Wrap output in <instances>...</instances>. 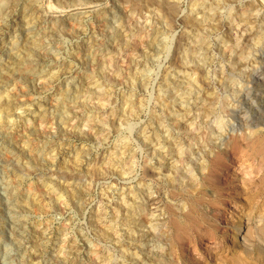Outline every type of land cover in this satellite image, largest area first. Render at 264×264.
I'll list each match as a JSON object with an SVG mask.
<instances>
[{"label":"rangeland","instance_id":"374dc122","mask_svg":"<svg viewBox=\"0 0 264 264\" xmlns=\"http://www.w3.org/2000/svg\"><path fill=\"white\" fill-rule=\"evenodd\" d=\"M137 1L22 0L4 20L0 99L17 103L0 101V264H264V0ZM216 152L221 182L203 183ZM194 198L217 201L182 245L175 220Z\"/></svg>","mask_w":264,"mask_h":264},{"label":"bare ground","instance_id":"6f19581e","mask_svg":"<svg viewBox=\"0 0 264 264\" xmlns=\"http://www.w3.org/2000/svg\"><path fill=\"white\" fill-rule=\"evenodd\" d=\"M21 1L22 0H12V3L11 4H9L10 6H7V8H5L4 7V5L6 4V1H4L3 3H0V8H2V10L3 9H5L4 11H2V16H0V29L2 28V25H4L5 23H7L6 21L4 22V20L6 19V18H8L9 16H10V14H11V12H13V8L14 7H17V5L19 4V2L21 3ZM129 1H131V3H132V5H135L134 6V8H138L137 7V5L139 4V2L137 1V0H129ZM205 1V0H204ZM226 1V0H225ZM143 2V1H142ZM151 4H155V6L157 7V9L158 10H161L162 12L164 11V12H166V13H174L176 10H177V8H178V2L177 1H167V0H151V1H149ZM193 2V1H192ZM203 2V0H194V2L192 3V5H191V9H193V8H196V7H199L198 5H200L201 3ZM214 2V1H213ZM65 3V2H64ZM222 3V2H221ZM226 3V2H225ZM256 3V2H255ZM28 4V3H27ZM141 4V3H140ZM150 4V5H151ZM211 4V3H210ZM224 4V3H223ZM258 4V3H257ZM149 5V4H148ZM206 5V4H205ZM251 5H254V4H251ZM26 6V5H25ZM63 6V5H62ZM141 5H139V7H140ZM208 6V5H207ZM217 6V5H216ZM24 7V6H23ZM151 7V6H150ZM57 8V7H56ZM132 8V7H131ZM209 8V7H208ZM133 9V8H132ZM202 9V8H201ZM205 9V8H204ZM26 10V9H25ZM34 10V9H33ZM219 10V9H218ZM204 11V10H203ZM216 12V11H215ZM251 12V11H250ZM222 14V13H221ZM235 14V13H234ZM209 15V14H208ZM12 16V15H11ZM31 16V15H30ZM37 16V15H36ZM207 16V15H206ZM239 16V15H238ZM245 16V15H244ZM250 16H251V14H250ZM27 17V16H26ZM33 18V17H32ZM207 18H208V23L210 24V25H213V26H215V25H217L218 24V22H219V19H220V16H219V14H217V13H212V14H210L209 16H207ZM245 18V17H244ZM34 19V18H33ZM248 19V18H247ZM245 20V19H244ZM250 20H254V19H249L248 21H249V23H251L250 22ZM38 21H40V19L38 20ZM187 21L190 23V24H193V25H196V26H201V21L200 20H197V19H195V18H193L192 17V15L191 14H189L188 15V17H187ZM35 22H36V20H35ZM247 22V21H246ZM27 23H29L30 25H31V23H30V20H29V22L27 21ZM249 23H248V25H249ZM35 24H37V23H35ZM142 25V24H141ZM5 26V25H4ZM7 27V26H6ZM30 27V26H29ZM32 28H33V26H31ZM30 27V28H31ZM10 28V27H9ZM152 28V27H151ZM254 28V27H253ZM54 30H55V28H53ZM26 30V33H27V30H30L28 27H27V29H25ZM45 30V29H44ZM52 30V29H51ZM54 30H52V31H48V32H46V33H44V36L43 35H41V36H43L44 38H48V37H54L55 36V34H54ZM31 31V30H30ZM29 32V31H28ZM37 32H38V30H37ZM31 33V32H30ZM113 33V32H112ZM158 33H159V31H158ZM157 33V34H158ZM253 33V32H252ZM263 33V32H262ZM14 34V33H13ZM25 35V34H24ZM203 35H205V34H203ZM38 36V35H37ZM36 36V37H37ZM56 37V36H55ZM154 37V36H153ZM21 38V37H20ZM113 38V37H112ZM128 39V38H127ZM132 39V38H131ZM232 39V38H231ZM37 40H39V38L37 39ZM234 40V39H233ZM238 40V39H237ZM17 41V40H16ZM20 41V40H19ZM205 40L204 39H200V41H199V43H200V45H201V43L203 44V42H204ZM240 41V40H239ZM33 42V41H32ZM51 42H53V41H50V42H48V43H51ZM102 42V41H101ZM150 42V41H149ZM197 42V41H196ZM236 42V41H235ZM253 42V41H252ZM125 43V42H124ZM261 43V42H260ZM12 44V43H11ZM30 44V43H29ZM33 44H35V43H33ZM43 44V43H42ZM17 45V44H16ZM37 45H41V42H38L37 44H35L34 45V47L35 46H37ZM99 45V44H98ZM119 45V44H118ZM244 45V44H243ZM259 45V44H258ZM42 46V45H41ZM103 46V45H102ZM125 46V45H124ZM128 46V45H127ZM205 46H206V44H205ZM132 47V46H131ZM203 47V46H202ZM17 48V47H16ZM26 48V47H25ZM40 48V47H39ZM42 48V47H41ZM226 48V47H225ZM258 48V47H257ZM19 49V48H18ZM32 49V48H31ZM87 49V48H86ZM234 49V48H233ZM237 49V48H236ZM254 49V48H253ZM12 50V49H11ZM34 50V49H33ZM41 50V49H40ZM90 50V49H89ZM187 50V49H186ZM190 50H191V48H190ZM239 50V49H238ZM196 51H197V48H194V49H192V53H196ZM199 51V50H198ZM205 51V50H204ZM230 54V53H229ZM38 56V55H37ZM37 56H33V59L31 60V64H34V66H36V65H39V67H41V65H43L44 63H45V60H43L44 58H42L41 57V55H39L40 57H37ZM111 56V55H110ZM201 56V55H200ZM199 56V57H200ZM145 57V56H144ZM244 57V56H243ZM31 58V57H30ZM111 58H115V57H112L111 56ZM187 58V57H186ZM236 58V57H235ZM245 58V57H244ZM29 60V59H28ZM30 60H29V62H30ZM105 60H106V58H105ZM112 61L113 59H110V57H109V61ZM184 60V59H183ZM100 61V60H99ZM108 61V62H109ZM110 61V62H111ZM144 61V60H143ZM146 61H147V59H146ZM180 61V60H179ZM28 62V61H27ZM28 62V63H29ZM102 62V61H101ZM107 62V61H106ZM242 62V61H241ZM103 63H105V62H103ZM30 64V63H29ZM97 64V63H96ZM101 64V63H100ZM21 65V64H20ZM23 66V65H22ZM142 66V65H141ZM19 67V66H18ZM33 67V66H32ZM110 67V66H109ZM236 67V66H235ZM144 68V67H143ZM29 70V69H28ZM46 70V69H45ZM115 71V70H114ZM142 71H143V69H142ZM49 72V71H48ZM52 72V71H51ZM57 72V71H56ZM116 72V71H115ZM231 72V71H230ZM60 73V72H59ZM112 74V73H111ZM9 75V74H8ZM48 75V74H47ZM88 75V74H87ZM113 75V74H112ZM114 75H115V73H114ZM140 75V74H139ZM1 76V75H0ZM21 76V75H20ZM25 76V75H24ZM51 76V75H50ZM49 76V77H50ZM89 76V75H88ZM94 76V75H93ZM7 77V76H6ZM23 78V77H22ZM25 78H26V76H25ZM133 78H135V77H133ZM10 79V78H9ZM21 79V78H20ZM86 79V78H85ZM198 79H200V78H198ZM15 80V79H14ZM48 80V79H47ZM92 80V79H91ZM191 80V79H190ZM194 80V79H193ZM90 81V80H89ZM93 81V80H92ZM145 80L143 79V82H144ZM199 81V80H198ZM95 81H93V83H94ZM187 82H189V81H187ZM196 83L197 84V81H195V82H189V84H188V86L189 87H193L194 86V84ZM15 85V84H14ZM100 85V84H99ZM107 85V84H106ZM198 85V84H197ZM105 87V86H104ZM15 88V87H14ZM9 89L10 88H8V91H9ZM62 89V88H61ZM71 89V88H70ZM178 89V88H177ZM179 89H181V88H179ZM5 90H7V89H5ZM12 90V89H11ZM188 90V89H187ZM186 90V91H187ZM191 90H192V88H191ZM88 91V90H87ZM185 91V92H186ZM190 91V90H189ZM84 92V91H83ZM169 92V91H168ZM182 92H184V91H182ZM5 93V92H4ZM6 94H8L7 95V98L6 97H4V98H1L2 99V101H1V99H0V101L2 102V106L4 107V108H11L14 104H16L17 103V100H15V98H13L12 96L14 95L13 93L11 94L10 92L9 93H6ZM60 94V93H59ZM64 94H65V92H64ZM63 94V95H64ZM75 94V93H74ZM168 94V93H167ZM191 94V93H190ZM189 94V95H190ZM84 95V94H83ZM103 95H108V94H106V93H104ZM184 95H186V94H184ZM188 95V96H189ZM6 96V95H5ZM74 96V95H73ZM172 96V95H171ZM59 97V96H58ZM107 97V96H106ZM176 97V96H175ZM108 99V98H107ZM130 99V98H129ZM128 99V102L127 103H129L128 105H130L129 106V109L127 110V111H130L131 113L134 111H136V110H139L137 107L138 106H136V104L134 105V103H133V105H131L132 104V102H134L132 99L131 100H129ZM205 99V98H204ZM213 99V98H212ZM166 100V99H165ZM189 100V99H188ZM197 100V99H196ZM216 100V99H215ZM140 101V100H139ZM207 101V100H206ZM206 101H203V103H202V108H200V109H202V110H204V107H205V112L207 111V113L206 114H208V113H212L213 111H214V109L212 108V106H213V104H215V102L213 103V101H208V102H206ZM206 102V103H205ZM218 102H220V101H218ZM165 103V102H164ZM230 103V102H229ZM126 104V103H125ZM166 104V103H165ZM164 104V105H165ZM217 104V103H216ZM138 105V104H137ZM207 105V106H206ZM231 105V104H230ZM136 106V107H135ZM222 106V105H221ZM87 107V106H86ZM199 107V106H198ZM201 107V106H200ZM12 109V108H11ZM70 109H72V108H70ZM92 109V108H91ZM166 109V108H165ZM181 110V109H180ZM13 111V110H12ZM89 112L91 113L92 112V110H89ZM67 113V112H66ZM65 113V114H66ZM180 113V112H179ZM18 114V113H17ZM64 114V113H63ZM62 114V115H63ZM68 114V113H67ZM118 114V113H117ZM135 114H137V113H135ZM214 114V113H213ZM114 115V114H113ZM119 115V114H118ZM124 115V114H123ZM204 115H205V113H204ZM12 116V115H11ZM18 116V115H17ZM23 116V115H22ZM41 116H42V114H41ZM40 116V117H41ZM66 116L67 115H65L64 117H62L61 119L62 120H65L66 119ZM85 116V115H84ZM19 117H20V115H19ZM44 117V116H43ZM42 117V118H43ZM17 118V117H16ZM15 118V119H16ZM9 119V118H8ZM14 119V120H15ZM212 119V118H211ZM217 119V118H216ZM42 120V119H41ZM10 122V121H9ZM57 122V121H56ZM218 122V121H217ZM180 124H181V122H179ZM186 124V123H185ZM218 124V123H217ZM176 125V124H175ZM160 126V125H159ZM177 126V125H176ZM220 126V125H219ZM162 127V126H161ZM165 127V126H164ZM183 127V126H182ZM213 127V126H212ZM15 128V127H14ZM34 128V127H33ZM190 128V127H189ZM193 128V127H192ZM219 128V127H218ZM16 129V128H15ZM35 129H36V127H35ZM194 129V128H193ZM210 129H212V128H210ZM37 130V129H36ZM163 130V129H162ZM40 131V130H39ZM149 131V130H148ZM164 131V130H163ZM192 131V130H191ZM34 132H35V130H34ZM171 132V131H170ZM7 133H9V132H7ZM29 134V133H28ZM145 134H147V135H153V134H151V133H145ZM198 134V133H197ZM251 134H253V133H251ZM251 134H249V135H251ZM9 135V134H8ZM147 135H146V137H147ZM158 135V134H157ZM169 135V134H168ZM156 136V135H155ZM195 136V135H194ZM4 137V136H3ZM158 137V136H157ZM174 137V136H173ZM196 137V136H195ZM220 137V136H219ZM254 137V136H253ZM144 138V137H143ZM153 138V137H152ZM175 138H176V136H175ZM151 139V138H150ZM174 139V138H173ZM261 139V138H260ZM160 140H161V138H160ZM159 140V141H160ZM166 140V139H165ZM175 140V139H174ZM182 140V139H181ZM262 140V139H261ZM261 140H259V141H261ZM163 141V140H162ZM168 141V140H167ZM248 141L249 140H247V143H248ZM174 142H176V141H174ZM244 142V141H243ZM161 143V142H160ZM172 143H173V141H172ZM217 143V142H216ZM245 143V142H244ZM258 143V142H257ZM148 144V143H147ZM146 144V145H147ZM159 144V143H158ZM181 144H182V142H181ZM187 144V143H186ZM223 144V143H222ZM241 144V143H240ZM149 145V144H148ZM170 146V144H167V146ZM156 146V145H155ZM159 146V145H158ZM163 146V145H162ZM166 146V145H165ZM166 146V147H167ZM168 146V147H169ZM174 146H175V144H174ZM179 146V145H178ZM182 146V145H181ZM186 146V145H185ZM218 146V145H217ZM222 146V145H221ZM44 147V146H43ZM123 147V146H122ZM128 147V146H127ZM151 147V146H150ZM154 147V146H153ZM168 147H167V149H168ZM176 147V146H175ZM215 147V146H214ZM242 147H243V145H242ZM238 148H240V145H239V142L238 141H236V140H234L232 143H231V146H230V149H229V147H228V144H227V142H225V145L224 146H222V149H224V150H229V151H234V150H238ZM159 149H160V147L158 148V151H159ZM183 149H184V147H183ZM186 149V148H185ZM185 149H184V151H185ZM188 149V148H187ZM258 149V148H257ZM2 150V149H1ZM37 150V149H36ZM161 150V149H160ZM171 150H173V149H171ZM170 150V151H171ZM175 150V149H174ZM189 150V149H188ZM122 151V150H121ZM125 151V150H124ZM191 151V150H190ZM193 151H195V150H193ZM220 151V150H219ZM223 151V150H222ZM1 152V151H0ZM128 152V151H127ZM154 152H156V151H154ZM167 152H168V150H167ZM166 152V153H167ZM174 152H176V151H174ZM173 152V153H174ZM177 152L178 153H182L183 154V150H181V147L177 150ZM185 152H187V150L185 151ZM122 153H124V152H122ZM162 153H164V152H162ZM219 153V152H218ZM218 153L216 152L215 153V155L212 157V159L210 158H208V159H204V160H202L201 161V164H200V168L199 169H201L202 171H200V172H202L203 174L201 175L202 177H201V181L204 183V181L206 182V183H214V185L216 184V183H220L219 181H218V177L220 176V172H221V170H220V167H219V161H220V157H219V155H218ZM126 154V153H125ZM190 154V153H189ZM200 154V153H199ZM214 154V153H213ZM222 154V153H221ZM159 155H160V157H162L161 155V152L159 153ZM164 155H166L165 153H164ZM1 156V155H0ZM176 155H174V157H175ZM179 156H181L182 157V155H179ZM186 156V155H185ZM184 156V157H185ZM193 156V155H192ZM222 156V155H221ZM224 156V155H223ZM165 157V156H164ZM168 157V156H167ZM178 158H180V157H178ZM159 159H162V158H159ZM158 159V160H159ZM166 159V158H165ZM177 159V158H176ZM184 159V158H183ZM182 159V160H183ZM195 159H196V157H195ZM198 159V158H197ZM174 160V159H173ZM178 160V159H177ZM201 160V159H200ZM199 160V161H200ZM164 161V160H163ZM166 161V160H165ZM164 161V162H165ZM176 161V160H175ZM198 161V162H199ZM162 162V161H161ZM163 162V163H164ZM193 162V161H192ZM197 161H195V163H196ZM116 163V162H115ZM178 163V162H177ZM183 163V162H182ZM169 165H171V164H169ZM168 165V166H169ZM173 165V164H172ZM178 165V164H177ZM176 165V163H175V165L174 166H177ZM186 165V164H185ZM221 166V165H220ZM150 167V166H149ZM157 167V166H156ZM196 167V166H195ZM163 168V167H162ZM171 168V167H170ZM178 168V167H177ZM186 169V168H185ZM154 170V169H153ZM160 170V169H159ZM177 170V169H176ZM179 170V169H178ZM183 170V169H182ZM95 171V170H94ZM194 171V170H193ZM187 172V171H186ZM185 172V173H186ZM165 174V173H164ZM181 175V174H180ZM180 175L178 176H176V177H173L172 179H171V181H172V183H174V184H176V185H179V186H183V184H184V180H183V178H181L180 177ZM170 176H172V175H170ZM182 176V175H181ZM193 176H195V175H193ZM197 179V178H196ZM192 180V179H191ZM198 180V179H197ZM221 180V179H220ZM195 181V180H194ZM200 183V186H196L198 189L201 187V190L202 189H204V187H203V183ZM186 183V182H185ZM171 184V183H170ZM197 184H199V181H198V183ZM173 185V184H172ZM196 185V184H195ZM173 186H175V185H173ZM183 187H185V186H183ZM182 187V188H183ZM185 189V188H184ZM192 189V188H191ZM194 189H195V187H194ZM193 189V190H194ZM206 190H207V188H205ZM188 190V189H187ZM190 190V189H189ZM217 191V190H216ZM180 192H184V191H180ZM143 193V192H142ZM219 193V192H218ZM133 194H134V192H133ZM183 194V193H182ZM220 194V193H219ZM218 196V195H217ZM214 197H216V196H214ZM142 198V197H141ZM196 198H198V197H196ZM200 198V197H199ZM218 198V197H217ZM143 200V199H142ZM214 200V199H213ZM213 200H209V201H206V200H204V198L203 199H198V200H196L195 198H194V200H193V202L191 203L192 204V208H190L191 210H192V213H190L188 216L187 215H185V219H183V221L181 220V221H177V219L175 220V225H176V229L177 230H175L176 231V233H175V235H174V240L175 241H178V242H180L182 245H187V241L185 240V235H186V232H187V229H188V227L190 226V225H193L194 226V224L196 225L197 223H200L201 221H199L198 222V218H199V214L197 213V212H199L198 211V209L200 208V207H202L203 209L205 208L206 209V211L207 212H210L211 211V209H213V203H215V201H217V200H214V202H213ZM220 200V199H219ZM156 201V200H155ZM154 201V202H155ZM221 202V201H220ZM128 203V202H127ZM154 204V203H153ZM151 205V204H150ZM249 205V204H248ZM156 206L157 205H153L152 206V209H153V213H154V211H156L158 208H156ZM216 206H217V204H216ZM216 206H214V208L216 207ZM151 207V206H150ZM215 210V209H214ZM148 211V210H147ZM151 212V211H150ZM149 212V213H150ZM147 213V212H146ZM2 214V213H1ZM203 214H205V213H203ZM207 214V213H206ZM197 215H199V216H197ZM98 216H100V215H98ZM127 216V215H126ZM132 216V215H131ZM135 216V215H134ZM133 216V217H134ZM137 216V215H136ZM141 219V218H140ZM161 219V218H160ZM126 220V219H125ZM152 220H150L149 222H151ZM161 222H162V220H160ZM159 221V222H160ZM174 221V220H173ZM147 222H148V220H147ZM147 222H146V224H147ZM128 223V222H127ZM164 223V222H163ZM264 223V222H263ZM131 224V223H130ZM129 224V225H130ZM135 224V223H134ZM151 224H152V222H151ZM154 224V223H153ZM156 224V223H155ZM156 228V227H155ZM257 228V227H256ZM159 229V228H158ZM254 230V229H253ZM237 231H238V227H235V229L232 231V234H233V238H235L238 234H237ZM163 232V231H162ZM162 232H160V234H159V239L160 240H164V243H165V241H167V239H168V236H167V234H164V233H162ZM145 233V232H144ZM143 233V234H144ZM138 234V233H137ZM151 234V232L149 233H147V235H150ZM155 233H153V235H154ZM142 235V234H141ZM145 236V235H144ZM153 237V236H152ZM140 238V237H139ZM142 238V237H141ZM144 238H146V237H144ZM143 238V240H145ZM148 238V237H147ZM138 239V238H137ZM150 239V238H149ZM134 242V241H133ZM177 242V243H178ZM167 243V242H166ZM149 244V243H148ZM151 244V243H150ZM180 245V244H179ZM158 246V245H157ZM150 246H148V248H149ZM163 252V251H162ZM161 252V253H162ZM136 253V252H135ZM124 254V253H123ZM159 254V253H158ZM136 255V254H135ZM237 257H239V256H237ZM236 257V258H237ZM110 258V257H109ZM171 258V257H170ZM170 260V259H169ZM237 260V259H236ZM238 260H239V258H238ZM153 261V260H152ZM157 261V260H156ZM173 261V260H172ZM235 261V260H234ZM136 262V261H135ZM140 262V261H139ZM150 262V261H149ZM159 262V261H158ZM140 264H141V262H140ZM158 264V263H157ZM161 264H163V263H161Z\"/></svg>","mask_w":264,"mask_h":264}]
</instances>
